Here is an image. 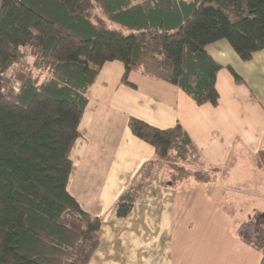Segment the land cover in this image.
Masks as SVG:
<instances>
[{
    "label": "trees",
    "instance_id": "trees-1",
    "mask_svg": "<svg viewBox=\"0 0 264 264\" xmlns=\"http://www.w3.org/2000/svg\"><path fill=\"white\" fill-rule=\"evenodd\" d=\"M219 41L243 62L262 51L264 0L0 1V264H89L100 247L103 221L83 209L68 183L87 94L103 66L123 64L125 85L139 71L198 106L217 107L223 67L207 48ZM128 126L155 155L114 205L119 219L163 167L176 173L167 184H216L222 171L203 166L181 125L159 130L131 118ZM256 215L238 235L264 264V214Z\"/></svg>",
    "mask_w": 264,
    "mask_h": 264
},
{
    "label": "crops",
    "instance_id": "crops-1",
    "mask_svg": "<svg viewBox=\"0 0 264 264\" xmlns=\"http://www.w3.org/2000/svg\"><path fill=\"white\" fill-rule=\"evenodd\" d=\"M207 51L223 67L216 78L217 107L198 106L180 89L139 71L129 75L133 87L125 85L119 62L105 64L89 89L68 183V192L83 209L103 221L101 245L89 264H261V253L238 233L251 213L264 210L252 207L250 213H240V222L228 208L220 181L171 185L157 171L126 219L114 210L129 182L155 155L153 147L130 131L131 118L159 130L181 125L199 149L203 166L224 174L235 192L230 202L242 201L244 186L252 201L260 195L257 189L263 190L264 49L249 62L228 41ZM247 162L246 181L237 184L238 171Z\"/></svg>",
    "mask_w": 264,
    "mask_h": 264
},
{
    "label": "rangeland",
    "instance_id": "rangeland-1",
    "mask_svg": "<svg viewBox=\"0 0 264 264\" xmlns=\"http://www.w3.org/2000/svg\"><path fill=\"white\" fill-rule=\"evenodd\" d=\"M93 13H94V15L96 17L104 18V13L99 7H95V9L93 10ZM31 62H32V58H30V56H29V57H26L24 59L23 63H31ZM15 71H18V70L16 69ZM250 166H251V162H247V163L244 164L243 169L238 171L239 177L237 179L238 180L237 184H240L241 181L242 182L246 181V178H247L246 175L248 173V168ZM162 170L163 171H161V172H164L166 177L169 176V177H167V179H171L172 181L174 180V176H175L174 174H176V173L173 174V171H171L168 167H163ZM213 176L215 177L216 181L217 182L220 181L224 185L225 190H227V200H228L227 203L229 205L228 208H229L230 211L234 212L233 215L235 213L237 214L236 216H238L240 222L244 221L243 219H241V214L240 213H242L243 215L246 214L247 212L250 213V210H251L252 207L254 209L257 208V210H264V187H262L263 190L261 188L257 189L260 195H258V197H254V199L252 201L251 198L248 197L249 195L246 192H244L247 188L245 186L244 187L241 186L242 189H243V191H242L243 193L240 195L242 201L240 200V202H234L233 203V202H230V201L234 200V198H233L234 194L233 193H235V192L231 189V187H230L231 185H226L227 181L224 182V180H225V178H223L224 174H214ZM214 177H212V178H214ZM249 200H251V201H249ZM257 213L264 214V212H261V211L256 212L254 215H253V213H251L250 214L251 218H254L255 216H257L256 215ZM198 244H199V242H197V245ZM190 254L192 255L193 251H191Z\"/></svg>",
    "mask_w": 264,
    "mask_h": 264
}]
</instances>
